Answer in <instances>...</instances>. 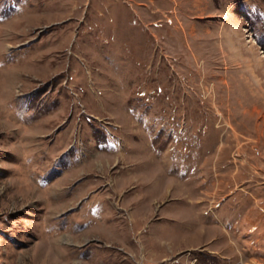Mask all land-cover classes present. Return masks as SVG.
<instances>
[{
    "label": "rangeland",
    "instance_id": "1",
    "mask_svg": "<svg viewBox=\"0 0 264 264\" xmlns=\"http://www.w3.org/2000/svg\"><path fill=\"white\" fill-rule=\"evenodd\" d=\"M0 264H264V0H0Z\"/></svg>",
    "mask_w": 264,
    "mask_h": 264
}]
</instances>
